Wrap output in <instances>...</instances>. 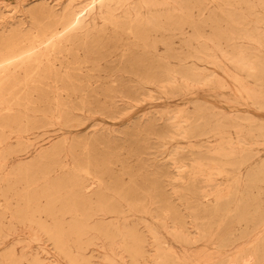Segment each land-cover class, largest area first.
<instances>
[{
    "label": "rangeland",
    "instance_id": "374dc122",
    "mask_svg": "<svg viewBox=\"0 0 264 264\" xmlns=\"http://www.w3.org/2000/svg\"><path fill=\"white\" fill-rule=\"evenodd\" d=\"M68 1L0 0V48L12 33L29 32L32 18L43 15L42 12L45 14L42 8L55 9L59 13ZM207 1H199L200 8L180 9L175 5L177 0H170L171 5L165 7L170 74L164 85L141 87L126 80L91 77L77 83L81 86L84 83L89 89H81L71 98L58 92L61 94L58 103L45 113L39 109L34 114L29 111L30 107L17 109L19 133L6 130L0 141V264H69L58 255L52 240L40 230L38 232L34 222L27 221L25 213L22 221H18L11 211L15 200L25 196L26 185L31 187L30 206L33 208L39 196L37 207L42 210L46 204V191L42 192L44 185L48 189L51 184L67 180L86 184L89 181L83 173H72L73 168L85 166H90L102 180L100 187H89L92 192L101 188L98 204L93 197L92 203L81 208L83 211L78 219L72 212H66L56 213L55 217L40 214L41 218L37 217L36 221L53 226L57 219L70 230L68 240L74 251L86 257L90 264H155L154 232L180 263L264 264L263 219L259 221L257 231L239 238L243 225L231 226V218H224L225 224L215 236L217 240L227 236L224 231L227 229L231 233L228 240L232 242L220 246L213 238H201L204 223L194 210L195 205L213 210L214 192L224 188L220 177L208 181H213L212 184L205 183L198 166L216 164L204 161V158L217 156L225 150L240 154L247 151L248 157L236 154L244 160V164L236 168L240 193H243L246 175L264 169V0L245 1L249 2L248 9L238 8L239 5L219 9ZM85 3L86 0H73L72 6L81 8ZM120 12L123 13L122 10L113 11L122 15ZM86 22L89 29L85 36L99 35L104 29L99 10L94 11ZM127 43L125 37L118 43H110L106 48L110 56L105 61L116 64L123 60ZM80 46L78 59L83 54ZM193 50L198 52L191 54ZM252 57L257 69L261 70L257 78H249L244 73ZM183 80L188 82L183 84ZM197 115H203L205 119L196 120L193 127L205 135L187 138L188 122ZM210 115L214 118L207 121L206 116ZM221 117H225L224 123L217 121ZM260 129L263 130L261 135ZM15 178L17 181L13 184ZM257 186L252 193L262 196L263 200L257 205L264 212V177L262 182L257 181ZM67 191L64 189L63 193ZM205 192L206 196L202 198L200 194ZM108 200L128 211L107 209ZM22 206L25 212L24 201ZM163 206L171 209V214L176 217L161 216L158 208ZM57 207L59 204L54 205ZM76 222H79L78 226ZM130 230L142 239L143 254L132 259L128 253L118 251L107 261L106 256L112 255L101 232L126 234Z\"/></svg>",
    "mask_w": 264,
    "mask_h": 264
},
{
    "label": "bare ground",
    "instance_id": "6f19581e",
    "mask_svg": "<svg viewBox=\"0 0 264 264\" xmlns=\"http://www.w3.org/2000/svg\"><path fill=\"white\" fill-rule=\"evenodd\" d=\"M72 1L73 0H69L68 4L59 13L55 12L54 11L55 9L52 10L46 7L42 8V10L45 11V14L42 12L43 15H38L32 18V21L30 22L32 23V27L30 28L29 32L22 33L20 31L19 32L17 31L16 33H12L11 35H9L3 41L2 46L0 48V141L3 140L2 134H4L6 130L11 132H17L20 126L17 117L18 108L30 107L29 111L33 112L34 114L39 112V109H41V112L45 113L52 105H56L58 103L57 100L61 96V94L58 92H64L67 97L71 98V96H74V94L81 89L88 90L89 89L88 86H85L84 83H82V85L84 86L77 84L83 79H89L92 77L98 80L99 78H102L101 76H105L110 78L111 80L114 79V81L116 80L120 81L121 79V80H126L128 82L136 83L141 87L147 85L159 87V85H164L166 83L170 71L168 68L169 46L168 43L166 42V36H165L166 26L164 24V21L166 18L165 7L171 5L170 0H86L85 5L82 6L81 8L72 6ZM199 1L201 0H177V3H175V5H177L178 8L180 9L200 8L198 4ZM245 1L247 0H242L240 2L239 0L237 1L208 0L207 2L216 5V7H218L219 9L227 6L232 8L233 6L235 7L236 5H239L238 8L244 6L245 8L248 9L250 7L249 2L244 3ZM112 4L113 6H111ZM250 4H252V2ZM262 5L264 7V4ZM96 10L100 11V17L103 21L104 29L101 32H99V35L91 34V36L89 35L85 36L87 35L86 32L89 29V23L86 22V19L88 17H91L94 14V11ZM115 10H122L123 13L120 12L122 13V15L114 14L113 11ZM130 15H132L133 18ZM42 20L44 22H42ZM121 37L123 38L125 37V39L128 40L127 47L125 48V50H123V54H122L123 60L117 63L114 61L116 64H113L112 61L111 63L110 62L107 63V61H105V58L110 56L109 54L110 52L108 51L109 49L108 50L106 49L107 46L110 43H118ZM79 46L82 47L83 49L82 51L83 54L81 59H78L80 57L78 54V50H80L78 49ZM197 52L198 51L193 50L191 51V54H196ZM254 59L255 58L252 57L250 62L247 63L250 65L249 68L245 67L246 69L244 73L249 78H255V77L257 78L261 73V70L257 69V65ZM56 63L58 64V67L56 66ZM89 73H91V76L89 75ZM193 76L194 75H192V77ZM181 79H178V81ZM183 81H184L183 84H186V82H188L185 80ZM59 83L61 84L60 86L58 85ZM105 85L107 84H104V86ZM190 86L192 85H189V87ZM199 86H201L200 83ZM34 94H36V98H34ZM109 98L111 97L109 96ZM109 100L107 102H109ZM100 108H102V106ZM213 116L212 115H210L209 117L206 116L207 121L214 118ZM33 117L36 118L37 116L33 115ZM224 118L225 117H221L217 121L220 123H224L225 122ZM204 119L205 117L203 115L202 116L197 115V117L190 118L188 122L189 125L186 130L187 138H198L200 136L205 135L202 134L200 131H198V128L193 127V123L196 120H204ZM178 124L179 123L177 122L176 125ZM262 132H263L262 129L258 130V133L260 135L262 134ZM240 139L241 138L239 137V140ZM222 145H226V144H222ZM227 145L231 146L229 144ZM240 153L241 152H235L233 150L221 151L220 154L217 153V156L204 158V161L211 162L216 165L198 166V170L201 176L203 177L205 183L212 184L213 181L212 183H209L208 181L215 179V177H220L221 179L220 181L223 182L224 184V188L222 191L214 192V200L212 199L214 201L213 210L209 211L205 209V207L200 208L197 205H195L194 207V210L199 214L200 221L204 223V227L202 228L200 234L201 238L203 239L213 238L217 242L216 244L220 246H226L227 242H232L228 240L229 235H231V233L229 234L227 232V229H224V231H226L227 236L224 237L221 236L222 238L220 240L219 239L217 240L215 236V234H218L216 232H218L224 226L225 224V221L223 220L224 218L226 217L231 218V220L233 221V223L230 224L231 226H233L234 224L243 225V229H242L243 232H241V234L238 236L239 238L240 236L242 237L250 232L257 231L256 229L258 228L257 226L260 223L259 222L260 220L263 219V223H264V212H261L258 209V205H257V202L263 200V198L262 196L259 195V193L255 195L252 193V190L257 189L258 187L257 181L262 182V179L264 177V169L258 172H252L251 174L248 173L244 181L245 185L244 188L242 189L243 193H240L237 185L239 175L237 173L238 169L236 168L243 165L244 160L242 157H238L236 154L244 155L248 157V152L245 151L243 152V154ZM249 154H251V152H249ZM235 165H237V167ZM187 168L185 167V169ZM72 171H73L72 173L75 172L83 173L84 177H87L89 182L85 184L76 181L71 182L73 180H67L65 182H57L55 184H51L48 189L46 188V185H44L42 187V192L46 191V194H44L46 198L45 201L46 204L44 208H42V210H39L37 207V203H39V196L33 208L30 206L31 195H32L30 193L31 187L29 185H26L25 196L24 197L21 196L15 200L16 204L13 210L11 211V214L14 219L18 221H22V218L25 213L27 216V221L34 222L38 227L37 231L40 230L41 233L43 232L50 240H52L53 247L58 253V255L64 258L63 260H66L69 264H80V263L90 264V262L86 257L74 251L70 241L68 240V233L70 232V230H66L62 225H60L57 219L55 221V224H53V226H46L41 221H36L37 217L41 218L40 214H46L47 216L55 217L56 213L64 214L66 212H72L73 214L76 215L75 218L78 219L80 217V213H81L80 211H83L81 208L92 203L93 201L91 200L93 197L96 199L95 203L98 204L97 203L98 200H100V197H102V191L100 190L101 188L98 189V191L96 192H92L91 190L92 188L91 189L89 188L90 186H94V185L100 187L102 180L98 177L97 173L94 170L90 169V166L73 168ZM44 179L42 180L44 181ZM16 181L17 178L12 180V183L15 184ZM64 189L68 190L67 193H63ZM142 192H144V190ZM200 196L202 198L205 197L206 192L205 194L201 193ZM22 200L24 201L26 206L25 212H23ZM142 200L144 201V199ZM56 204H59V207L54 208V205ZM230 206L232 207L230 208ZM105 207L112 211L115 210L118 211L124 210L125 212L128 211L126 208L124 209L123 206L122 207L115 206L110 202V200L106 202ZM134 208H136V206ZM158 209L160 211V215L163 217H172V218L176 217L174 214H171L172 213L171 209L165 208L164 206ZM118 213L119 212H117V214ZM151 213L153 214L152 211ZM35 214L37 216H35ZM78 224L79 222H76V226H78ZM173 225L176 224L174 223ZM118 234L110 233L106 231L101 232V235L105 238L107 242L106 245L108 244V248L110 249L108 251H110L112 255L111 257L106 256L107 261L112 260V257L115 256L117 254L116 252L118 251L125 252V254L128 253L132 257V259H134L135 257H140L143 254L142 239L137 235L135 231L130 230L126 234H120V233ZM153 238L156 241V246H157V250L153 258L155 264L182 263V262L180 263L179 261L180 259L177 260V257H173L172 254H170L169 252L170 248L168 249L167 247L164 246V243L159 239L158 233L154 232ZM81 240L82 239H80V241ZM235 263L236 262L221 261L216 264H235ZM35 264H37V262Z\"/></svg>",
    "mask_w": 264,
    "mask_h": 264
}]
</instances>
